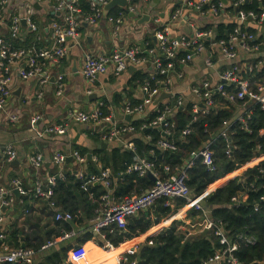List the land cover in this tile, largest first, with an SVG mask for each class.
<instances>
[{"label": "built area", "instance_id": "obj_1", "mask_svg": "<svg viewBox=\"0 0 264 264\" xmlns=\"http://www.w3.org/2000/svg\"><path fill=\"white\" fill-rule=\"evenodd\" d=\"M36 1V0H35ZM41 1V0H37ZM110 0H89L90 11L83 13L78 0H48L49 11L57 14L49 24L51 29V42L47 46H37L35 43L30 46H15L12 41L17 38L21 30V20L26 21L28 27L36 33L37 25L31 21V15L34 9L28 4L23 15H15L11 18L9 25V37L0 36V110L4 109L7 98L10 95L9 83L11 80L12 65L20 66L18 74L23 79L36 78L40 83L48 80L46 68L49 64L60 62L69 52L71 44L79 40V29L83 24L93 25L102 15L103 6ZM235 9L238 21L232 31L227 33V38H216L214 27L199 28L191 24V31L178 35H172L173 25L180 21L185 22L184 10L186 7H192L202 14L209 13L217 16L222 8V2L219 0H180L181 4L171 13L169 20L154 32L156 44L151 46H129L115 48L111 52L93 55L84 53L81 74L84 79L93 86L99 76L106 72L118 75L125 71L129 65L136 66L140 72H146V78L136 80L139 84V90L142 93V99L136 103L125 102L123 111L129 119L137 116L144 119L143 113L148 106H152L151 111L157 112L155 118L148 124H141L135 128L130 121L124 124H118L114 121L113 113L104 114L101 111V103L91 110H75L69 112L78 122L96 126H107L102 132L101 139L110 142L115 138L127 132H136L148 127H156L160 132V137L153 142V149L149 150L148 155L135 154L132 162L129 164L127 172H135L138 176H148L150 173L154 178L150 186L146 189L133 191L123 196L119 201L112 197L115 180L109 167H100L99 174L86 175L83 170L87 164V156L77 149L70 151L69 155L75 159L79 169L74 171L76 177L82 181V188L98 183L102 185L103 192L97 196V207L93 211V216L84 226H72L69 229H61L59 234L51 235L41 242L31 240L26 244L24 239L19 240L18 245L11 246L8 241V229L5 223L4 210L12 208L18 201L31 193L32 200L39 199L44 201L49 209L52 210L54 220L70 222L72 214L69 211H63L55 206L54 186L57 178H64L63 164L67 155L55 151L52 161L57 165L55 174L48 175L44 181L35 179L32 188L28 191L19 179H14L11 186L0 184V264L3 263H24L33 264L35 256L57 247L61 242L72 243V248L77 249L80 245L74 240L83 232H89L94 239H100L104 244L111 245L105 238L104 229L112 231L115 228L124 229L127 219L138 213L153 207L159 200H164V205H170L173 199H182L187 208L196 206L197 209H203L201 201L207 196V190L204 189L198 195H191V188L187 183L188 169L197 162L202 164L208 170L216 167L217 153L213 143L215 138H220L222 150L227 158L233 157L237 144L232 139V130L230 127L239 122L242 130H250L249 123L253 114L254 106L264 111V75L258 76L260 68L264 67L261 60L256 63L238 64V49L245 53L258 51L264 46V38L256 40L254 33L241 30V27H249V23L260 24L264 22V8L261 11L252 9L245 10L238 6L245 0H230ZM8 0L0 2V22L5 12L4 5ZM120 11V16L110 18L114 20L115 29H118L121 22V16L130 7L125 6ZM132 10V8H131ZM243 28V29H244ZM156 45V46H155ZM183 52L182 56L179 53ZM203 54V64L206 68L216 72V77L212 80L209 77H203L197 82L181 83L175 85V80H183V72L180 66L193 60L197 55ZM246 61V60H243ZM260 65L259 69L257 67ZM142 66H150L149 71L143 70ZM258 71V73L256 72ZM262 71V70H261ZM57 94L63 89V74L56 76ZM189 92L191 96L185 97ZM166 99L165 104H158L153 107V102L160 95ZM218 95L220 99H215ZM224 101V102H223ZM223 103H233L243 106L245 103L251 105L238 116H231L224 119L217 134L199 148H192L183 165L162 164L158 167L154 156L155 149L162 152L176 153L180 147L170 138L174 126L173 113L176 110L183 109L190 105V118L186 126L181 131V138L191 133V123L200 116L206 115L211 108H218ZM38 116L30 118V123L35 125ZM17 115L9 116V120L14 121ZM49 132L58 134L65 132V127L61 124L46 128ZM264 133V128L261 130ZM150 140V135L146 136ZM129 148L134 150L132 143H128ZM16 156L15 150L11 146L0 149V159L8 161ZM179 157V156H178ZM264 159V153L258 157H253L244 164L238 165L232 172L226 175L235 174L233 177L240 176L244 171ZM97 161V156L92 157ZM30 163L35 169H39L43 164L42 154L36 153L29 157ZM81 167V169H80ZM261 171V170H260ZM232 178V177H231ZM123 178L121 177V180ZM230 179V178H229ZM14 189L17 190L19 198L15 197ZM92 196V193H90ZM246 192L242 191L231 197L233 203H242L246 199ZM264 200V194L260 197ZM30 207V206H29ZM255 210L257 206L255 205ZM24 213L28 214V208H24ZM11 224V223H10ZM202 227L212 229L219 236V242L225 246L216 252L213 256L203 260L201 264H222L223 261L229 264H243L238 261L233 254L237 245L230 242L228 235L222 229V223L213 222L209 217L203 218ZM238 238L248 243L254 242L253 236H247L243 233L238 234ZM95 241V240H93ZM97 242V241H95ZM135 251L129 250L116 258L118 264H139L137 257H134Z\"/></svg>", "mask_w": 264, "mask_h": 264}, {"label": "crops", "instance_id": "obj_2", "mask_svg": "<svg viewBox=\"0 0 264 264\" xmlns=\"http://www.w3.org/2000/svg\"><path fill=\"white\" fill-rule=\"evenodd\" d=\"M125 6L130 7L129 11L121 16V22L118 29H115V23L111 17L120 16V11L124 10L125 6H114L107 12L102 9V15L93 25L83 24L79 30V40L75 44H71L69 52L60 62L49 64L46 72L49 75L47 82L40 83L36 78L23 79L18 74L20 66L13 64L11 71V80L9 83L10 95L3 110H0V149L11 146L16 156L8 161L0 159V184L11 186L14 179H19L21 184L30 191L35 179L43 180L48 176L55 174L57 165L52 161L55 151L62 152L67 155L66 161L63 164V169L77 170L79 169L75 159L71 158L69 153L73 149H77L82 154H85L88 163H93L98 169L103 165V160L100 156L95 155L98 148H102L110 156L111 149L118 148L120 150L133 151L129 148L128 143H132L134 151L135 139H141L145 142H150L141 132H127L115 138L110 142L101 139L102 132L107 126H96L78 122L69 115V112L75 110H91L101 103H107L104 108L105 114L112 112L114 121L118 124H124L134 118L128 119L129 116L124 113L123 108L125 102L136 103L141 101L142 93L139 90V84L134 80V76L139 71L136 66L129 65L127 69L118 75L111 72L98 77L93 86L89 84L81 74L84 53H92L98 55L108 53L115 48H123L129 46H145L147 44H156L154 32L165 24L172 11L181 4L180 0H126ZM217 1V0H212ZM223 6L219 15L213 16L209 13L202 14L192 7H186L184 10L185 22H179L172 26L171 34L178 35L189 33L191 24L199 28L209 24L211 27H216L219 23H236L238 21L237 14L230 0H219ZM1 2V0H0ZM48 0H8L4 5L5 12L3 19L0 22V36L9 37V25L11 18L15 15H23L28 4H31L34 13L31 15V21L37 25V36L39 39L35 42L40 46H47L51 42V29L49 24L53 18H57V14L50 12L47 6ZM37 5V6H36ZM132 8V10H131ZM112 10L118 11L116 14H110ZM113 13V12H111ZM252 28L256 40L264 38V22L260 24L249 23ZM33 32L27 25L26 21L22 24L21 30L17 38L21 43L25 41L26 35ZM34 33V32H33ZM156 46V45H155ZM203 54L197 55L193 60L185 63L182 68L184 79L175 80V85L181 83L197 82L203 77H209L212 80L216 77V72L206 68L203 64ZM238 64L256 63L261 60L264 66V46L258 51L245 53L238 49L237 56ZM246 60V61H243ZM260 65L257 67L259 69ZM145 71H149L150 66L140 67ZM260 68L258 76L264 75ZM258 73V71H256ZM146 73V72H144ZM63 74V89L60 94H57L56 76ZM161 95V94H160ZM160 95L153 102V107L158 104H165L166 99L160 98ZM191 94L187 92L185 97ZM158 103V104H157ZM235 105V104H234ZM251 105L244 104L242 107L235 105V110L232 116H238L246 108ZM152 106H148L143 113V118H147ZM16 114L17 119L9 120V116ZM37 115L39 118L35 125L30 123V118ZM61 124L65 127V132L58 134L49 132L46 128H50ZM138 152V151H137ZM42 154L43 164L39 169H35L29 161V157L33 154ZM143 155H148L149 152L143 150ZM90 155V157H88ZM93 156H97L98 160H92ZM91 161V162H90ZM87 165V164H86ZM81 169V167H80ZM85 170V168H83ZM235 174L226 175L209 185L207 195L216 187L225 184ZM216 185V186H215ZM15 195V194H14ZM17 199L19 198V194ZM112 197L115 201H119L123 196L115 195L112 192ZM22 203H16L11 209L4 210L5 223L10 225L14 221L17 222L19 229V240L29 241L34 240V237L44 238L46 228L44 225L52 223V216L47 217V213H52V210L47 207L44 201L33 199L31 193L19 199ZM30 206L28 214L24 213V208ZM152 208V207H151ZM184 208V207H183ZM10 212H7V210ZM6 212V214H5ZM147 212V213H146ZM149 209L145 210L148 214ZM178 213H182V210ZM172 212L166 221L153 225L145 233L127 238L118 246L107 245L102 241L95 242L93 240L86 241L79 248L67 251L66 258L63 259L65 264H118L116 258L119 255L128 253L129 250L137 251L138 247L146 242V238L155 234L164 227L170 225L173 220L180 218V214ZM167 217V218H168ZM208 217L207 213L201 218ZM39 218L40 221L35 219ZM181 221V220H178ZM182 224V222H181ZM180 224V225H181ZM179 225V226H180ZM178 226V227H179ZM180 229V228H179ZM181 230V229H180ZM207 231L201 228V231ZM186 232V231H185ZM189 232L187 233V235ZM95 246L97 250L90 254L87 248L85 254L75 262L70 258L71 252L82 249L88 243ZM87 243V244H86ZM151 243L150 241L148 242ZM11 246H14L12 243ZM128 244V246H124ZM119 249V247H122ZM118 248V249H115ZM118 250L115 255H111L110 251ZM41 254V253H40ZM40 254L35 256L34 262L39 259ZM110 258L113 261H109Z\"/></svg>", "mask_w": 264, "mask_h": 264}, {"label": "trees", "instance_id": "obj_3", "mask_svg": "<svg viewBox=\"0 0 264 264\" xmlns=\"http://www.w3.org/2000/svg\"><path fill=\"white\" fill-rule=\"evenodd\" d=\"M83 13L90 11L89 0H78ZM239 8L245 10L261 11L264 8V0H245ZM113 12V13H111ZM110 14H116L118 11L112 10ZM116 12V13H114ZM236 26L233 22L219 23L216 25V38H227V33L231 32ZM207 24L202 28H210ZM244 28V27H243ZM241 30L252 32V28L247 26ZM80 30V29H79ZM253 33V32H252ZM36 33L29 32L26 35L25 41H12L15 46H30L39 43L35 42ZM149 46L152 43L148 44ZM184 53L180 52L179 56ZM264 72V67L262 71ZM146 73L137 71L134 80H143L146 78ZM215 99H220L215 95ZM224 102V101H223ZM107 103L101 105V111L105 114L104 108ZM235 105L233 103H223L218 108H211L206 115L200 116L196 121L191 123V133L181 138V131L186 126L190 118V105H186L183 109L176 110L172 117L174 118V126L172 128L170 138L173 139L180 147L176 153L162 152L155 149L154 158L156 165L160 167L162 164L169 163L171 165H183L189 151L192 148H199L205 142L211 141L217 134L220 124L224 119H228L233 114ZM157 112H151L147 118L133 119L130 123L138 128L141 124H148L152 121ZM250 130H242L239 127V122L234 123L230 129L232 130V139L237 144V149L233 157L227 158L222 150L220 138H215L213 143L217 153L216 167L213 170H208L202 164L197 162L194 166L188 169L187 183L191 188V195L200 194L214 181L224 177L232 172L238 165L244 164L253 157H258L264 153V133L261 130L264 128V111L259 107L254 106L253 114L249 123ZM145 137L150 135V142H145L141 139H135L136 151L120 150L118 148L111 149L110 156L101 147L96 149L95 155L100 156L103 160L101 167H109L112 171L114 180L113 193L115 195L125 196L135 189H146L151 185L150 177H140L135 172H127L129 164L132 162L135 154L143 155V150L149 152L153 149V142L160 137V132L156 127H148L140 131ZM138 151V152H137ZM179 156V157H178ZM91 162V161H90ZM261 170V171H260ZM75 170L63 169L64 178H57L54 186L55 206L63 211H69L72 214L70 222L56 221L53 214L47 213V217L52 216V223L44 225L46 233L44 238L34 237L33 239L41 242L51 235L59 234L61 229H69L72 226H84L93 216V211L97 207V196L102 193L103 187L98 183L82 188V181L74 174ZM86 175L99 174L98 169L92 162L85 166ZM121 177L123 178L121 180ZM245 191L247 196L242 203H233L231 197ZM92 193V196H90ZM264 194V159L259 161L252 167L247 168L240 176L230 178L225 184L216 187L204 198V206L206 207L207 215L213 222L222 223L228 235L230 242L237 245L233 254L238 261L243 264H264V200L260 197ZM175 209L182 207L185 201L182 199H173ZM255 205L257 210H255ZM203 206V207H204ZM28 211L30 207L27 206ZM172 209L168 205H164V200H159L152 208H149L148 214L145 211L129 217L124 229L115 228L112 231L104 229L106 240L113 246H118L127 238L138 236L145 233L153 225L159 223L162 218L166 217ZM175 211V210H174ZM173 211V212H174ZM192 215L197 213L202 214L199 209H190ZM189 212V214H190ZM153 217V218H152ZM40 221L39 218L35 219ZM181 221L173 220L169 226L162 228L153 235L146 238V242L141 244L134 254L138 257L139 264H201L203 260L213 256L219 252L225 245L219 242V236L214 233V230L208 229L205 233L198 232L196 236L186 235L185 231L179 229ZM8 241L14 246L19 243V229L17 222L14 221L8 227ZM243 233L247 236H253L254 242L248 243L238 238V234ZM78 245H81L89 240H95L101 244L100 239H94L89 232H83L74 239ZM29 244V240H24ZM151 242L150 244L148 242ZM88 243V242H87ZM86 243V244H87ZM128 246V244H124ZM72 248V243L61 242L57 247L52 248L40 254V258L33 264H65L63 259L66 258L67 251ZM87 248L90 254L95 252L96 247L91 243L85 245L82 249L71 252L70 258L77 260L81 254H85ZM120 248V247H119ZM118 249V248H115ZM3 264H24V263H3ZM222 264H229L225 261Z\"/></svg>", "mask_w": 264, "mask_h": 264}, {"label": "rangeland", "instance_id": "obj_4", "mask_svg": "<svg viewBox=\"0 0 264 264\" xmlns=\"http://www.w3.org/2000/svg\"><path fill=\"white\" fill-rule=\"evenodd\" d=\"M226 176V175H225ZM227 180H229V179H227ZM216 186V185H215ZM207 188H209V186L207 187ZM201 203V205H203L204 204V199L200 202ZM170 208L172 209V211L166 216V217H164V218H162L161 219V221L159 222V224L160 223H163L164 221H166L167 219H169L170 217H168L174 210V212H176V213H178L179 211H181L182 210V213L180 214V213H178V214H180V215H178V216H180V218H178V219H176V220H181V222H182V224L179 226V228L182 230V231H186V235H187V233L189 232V236L191 237V236H196V234H198V232H200L201 231V228H202V224H201V218H202V216H204V214H206L207 213V211H206V207L204 206L203 207V209H201V211H202V214H200V213H197L196 215H192L191 213L192 212H190V211H188V210H190V209H197L196 208V206H194V207H191V208H187L186 206H184V208H183V206L182 207H180V208H178V209H175L174 208V206H175V202H173L172 200L170 201ZM151 208V207H150ZM7 212H10V210L8 209L7 210ZM189 212H190V214H189ZM5 214H6V212H5ZM168 217V218H167ZM153 218V217H152ZM156 225V224H155ZM157 225H158V223H157ZM153 227V226H152ZM123 248V246L122 247H120L119 249H122ZM117 252H119L118 250H116V251H114V249H112L111 251H110V254H109V256H113V255H115ZM113 261V259L112 258H110V260L109 261Z\"/></svg>", "mask_w": 264, "mask_h": 264}, {"label": "water", "instance_id": "obj_5", "mask_svg": "<svg viewBox=\"0 0 264 264\" xmlns=\"http://www.w3.org/2000/svg\"><path fill=\"white\" fill-rule=\"evenodd\" d=\"M126 3H127L126 0H110L106 5H104V11L107 12L109 9L113 8V7L116 6V5H118V6H125ZM36 6H37V5H36ZM21 22H22V24H23V23H24V20L22 19ZM180 22H181V21H180ZM182 22H183V21H182ZM141 46H142V45H141ZM163 95H165V94H161V95H160V98H161ZM128 119H129V118H128ZM88 157H90V155H88ZM147 175H148V177H150L151 180L154 179V178L151 176L150 173H148ZM13 192H14L15 196H18V192H17V190L14 189ZM146 213H147V212H146ZM204 232H206V230H204ZM137 259H139V258L137 257Z\"/></svg>", "mask_w": 264, "mask_h": 264}]
</instances>
